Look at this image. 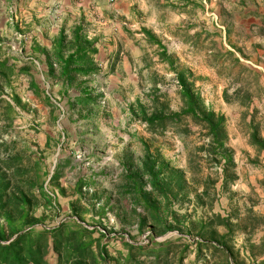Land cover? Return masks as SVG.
Here are the masks:
<instances>
[{
  "label": "rangeland",
  "instance_id": "obj_1",
  "mask_svg": "<svg viewBox=\"0 0 264 264\" xmlns=\"http://www.w3.org/2000/svg\"><path fill=\"white\" fill-rule=\"evenodd\" d=\"M63 1L95 69L65 79L32 41L0 63L4 237L63 224L98 264H264V0Z\"/></svg>",
  "mask_w": 264,
  "mask_h": 264
},
{
  "label": "trees",
  "instance_id": "obj_2",
  "mask_svg": "<svg viewBox=\"0 0 264 264\" xmlns=\"http://www.w3.org/2000/svg\"><path fill=\"white\" fill-rule=\"evenodd\" d=\"M76 25V24H75ZM80 25L74 28L73 47H66L65 40L67 39V26L62 29L60 35L53 40L51 50L52 56L48 59L50 71L53 72L58 64L62 77H67L73 73H82L86 75L94 71V63L91 60V47L94 39L82 33ZM142 33L158 46H164L156 40L148 30H143ZM93 51V50H92ZM165 56V53L162 54ZM167 59V58H166ZM182 79V78H181ZM180 79V80H181ZM183 83V82H182ZM182 94L186 101V108L183 111L185 115H192L197 124L205 127L210 135L217 136L220 123L215 122L212 114L199 113L196 105L193 102L191 91L182 84ZM182 113L174 112L170 115L152 116L146 120L157 126L165 127L170 122L177 123L181 119ZM147 117V116H146ZM153 182L156 185V173L153 172ZM0 205L7 206L14 202V195L11 193L4 194V190H0ZM3 199V200H2ZM2 229V230H1ZM0 229V264H52L49 260V254L53 251L57 253L56 264H98V259L91 251V246L83 242L79 237L75 236L72 230L65 231V226L59 225L50 229L30 228L16 237L5 238L3 228ZM20 230H15L19 232ZM65 231V232H64ZM13 232L12 234H14Z\"/></svg>",
  "mask_w": 264,
  "mask_h": 264
},
{
  "label": "crops",
  "instance_id": "obj_3",
  "mask_svg": "<svg viewBox=\"0 0 264 264\" xmlns=\"http://www.w3.org/2000/svg\"><path fill=\"white\" fill-rule=\"evenodd\" d=\"M66 10L68 4L63 0H0V63L7 56L19 54L22 41L34 43L31 54L49 50L67 26ZM6 44L11 47L6 49Z\"/></svg>",
  "mask_w": 264,
  "mask_h": 264
},
{
  "label": "built area",
  "instance_id": "obj_4",
  "mask_svg": "<svg viewBox=\"0 0 264 264\" xmlns=\"http://www.w3.org/2000/svg\"><path fill=\"white\" fill-rule=\"evenodd\" d=\"M110 1L114 2L115 0H110Z\"/></svg>",
  "mask_w": 264,
  "mask_h": 264
},
{
  "label": "water",
  "instance_id": "obj_5",
  "mask_svg": "<svg viewBox=\"0 0 264 264\" xmlns=\"http://www.w3.org/2000/svg\"><path fill=\"white\" fill-rule=\"evenodd\" d=\"M17 235H18V234H17ZM17 235H16V236H17ZM16 236H15V237H16Z\"/></svg>",
  "mask_w": 264,
  "mask_h": 264
}]
</instances>
